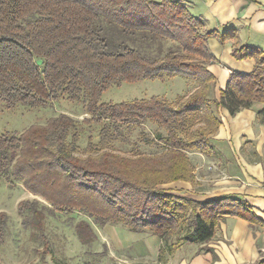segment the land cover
<instances>
[{
    "label": "trees",
    "instance_id": "16d2710c",
    "mask_svg": "<svg viewBox=\"0 0 264 264\" xmlns=\"http://www.w3.org/2000/svg\"><path fill=\"white\" fill-rule=\"evenodd\" d=\"M202 28L182 0H0V100L13 108L64 98L82 102L90 115L60 113L0 137V170H12L47 201L25 198L17 206L24 226L38 230L43 242L40 264L51 252L46 209L79 210L99 226L156 234L164 241L162 254L178 242L208 241L226 216L260 220L233 194L198 200L168 186L200 185L190 153L216 155L222 108L236 115L262 103L257 117L264 122V51L240 47L233 29ZM210 37L233 38V55L256 62L249 73L232 71L219 97L217 78L207 68ZM164 39L179 49L163 50ZM176 77L197 86L174 102L158 94L102 100L106 89L122 82ZM149 122L159 127L153 134L144 127ZM155 143L162 150L153 154L139 146ZM7 220L0 212V247ZM76 230L85 242L95 238L85 220Z\"/></svg>",
    "mask_w": 264,
    "mask_h": 264
},
{
    "label": "crops",
    "instance_id": "0c3cea01",
    "mask_svg": "<svg viewBox=\"0 0 264 264\" xmlns=\"http://www.w3.org/2000/svg\"><path fill=\"white\" fill-rule=\"evenodd\" d=\"M182 1L203 21L204 32L218 30L223 33L233 29L240 47L246 45L264 51V0ZM234 44L233 38L225 41L218 37L208 39L213 59L207 68L217 78L215 95L218 97L232 71L249 73L256 63L251 57L236 58L232 53ZM262 106V103H256L236 115L222 108L223 123L213 142L217 143L220 164H225L226 178L215 180L212 191L185 193L198 200L233 194L246 200L260 220L249 221L241 215L226 216L208 241L178 242L173 249L166 247L163 254L164 241L156 234H146L142 237L144 242L130 245L134 247L135 264H264V160L261 158L264 155V122L257 117ZM245 150H252V154ZM233 154L237 161H234ZM168 186L184 191L191 188V184L184 181ZM176 240L174 237L173 242ZM119 247H123L122 243Z\"/></svg>",
    "mask_w": 264,
    "mask_h": 264
},
{
    "label": "rangeland",
    "instance_id": "374dc122",
    "mask_svg": "<svg viewBox=\"0 0 264 264\" xmlns=\"http://www.w3.org/2000/svg\"><path fill=\"white\" fill-rule=\"evenodd\" d=\"M168 48L179 49L178 42L164 39L163 50L166 51ZM152 53H155L154 49H152ZM196 86L195 81L184 77L167 80L146 79L135 83L122 82L106 89L102 94V100L121 102L136 97H149L152 94H158L174 102L178 95L188 94ZM215 94H217L216 89ZM85 108L82 102L78 103L64 98L51 101L47 105L17 104L13 108H7L0 100V137L3 134H21L31 125L45 124L50 118L60 113L70 114L77 119L89 117L90 115L85 112ZM144 127L150 134L159 129L155 123L151 122ZM86 133L90 134L89 131ZM92 134L95 135L94 131ZM132 137L135 138L136 135L133 134ZM85 140L86 136L84 134ZM213 143L217 146V143ZM115 146L117 148L122 145L117 143ZM139 146L150 154L162 150L161 145L156 143L152 145L141 144ZM245 152L252 154V150H245ZM198 153L192 152L190 156L195 163L196 175L202 185L191 186L190 190L183 192L195 194L197 190L212 191L215 180L226 178L225 164H220L218 153L214 156L205 157ZM234 156L235 154H233L234 161H237ZM261 158L264 160V155ZM25 198H37L47 203L46 199L33 194L24 181L18 175L12 173V170L1 169L0 212H5L8 215V220L4 242L0 247V264H40L38 249L43 247V242L39 237L38 230L25 227L22 216L17 210L18 203ZM44 212L45 233L51 241V252L44 264H135L134 247H130V245L144 242L143 239L145 238L142 239V237L151 234L149 232H133L122 224L99 226L90 216L79 210L68 211L67 213L60 210L51 212L46 209ZM80 220H85L93 226L94 239L85 242L80 238L76 230V223ZM119 243H122L123 247H119Z\"/></svg>",
    "mask_w": 264,
    "mask_h": 264
},
{
    "label": "water",
    "instance_id": "95a60500",
    "mask_svg": "<svg viewBox=\"0 0 264 264\" xmlns=\"http://www.w3.org/2000/svg\"><path fill=\"white\" fill-rule=\"evenodd\" d=\"M38 63L41 64L42 63V60H39Z\"/></svg>",
    "mask_w": 264,
    "mask_h": 264
}]
</instances>
